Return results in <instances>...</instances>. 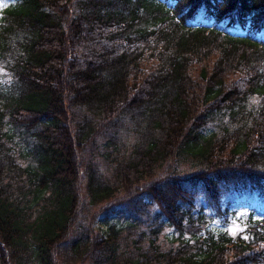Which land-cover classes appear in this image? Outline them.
<instances>
[{
    "label": "trees",
    "instance_id": "1",
    "mask_svg": "<svg viewBox=\"0 0 264 264\" xmlns=\"http://www.w3.org/2000/svg\"><path fill=\"white\" fill-rule=\"evenodd\" d=\"M0 68L3 264H264L199 206L264 202V0H12Z\"/></svg>",
    "mask_w": 264,
    "mask_h": 264
},
{
    "label": "rangeland",
    "instance_id": "2",
    "mask_svg": "<svg viewBox=\"0 0 264 264\" xmlns=\"http://www.w3.org/2000/svg\"><path fill=\"white\" fill-rule=\"evenodd\" d=\"M12 0H0V10L10 4ZM9 77L6 75L4 70L0 68V83L6 81ZM78 153L79 162L83 165L80 153ZM82 191V196L83 195ZM163 199L171 201L173 196L162 195ZM84 201L79 209V219L77 224L85 223L87 206ZM199 206H202V212L211 218L209 227L215 234L224 233L228 237H236L239 233H244V231L249 227L248 220L252 218L253 220H263L264 219V202H262L257 196L249 194H230L221 199L220 210L212 209L210 206L200 199ZM82 208V209H81ZM156 210V207H152V212ZM146 211V210H145ZM146 211L145 213H149ZM96 213L95 216L92 215ZM107 210L96 212L95 210L90 211V218H92L93 225L97 232L105 231V221L108 224H118L121 225L127 221L128 215L123 212H117L111 215H107ZM165 234L172 235L170 228H165L162 235L163 241H165ZM0 264L2 263L0 257Z\"/></svg>",
    "mask_w": 264,
    "mask_h": 264
}]
</instances>
